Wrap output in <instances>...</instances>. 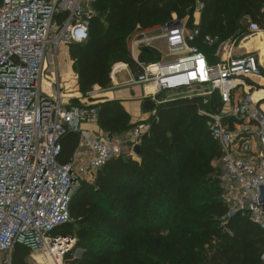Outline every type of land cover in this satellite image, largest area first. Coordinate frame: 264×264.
<instances>
[{
	"label": "built area",
	"instance_id": "obj_1",
	"mask_svg": "<svg viewBox=\"0 0 264 264\" xmlns=\"http://www.w3.org/2000/svg\"><path fill=\"white\" fill-rule=\"evenodd\" d=\"M91 1L0 0V255H7L0 264H11L17 243L31 257L66 264L75 238L57 230L70 221L68 206L79 171L88 168L94 175L110 158L134 154L143 132L136 127L98 136L83 129L82 124L97 122V108L62 104L57 62L55 77H46L50 91L42 89L48 50L55 57L61 43L87 38ZM60 13L64 17L58 22ZM248 30L251 34L261 28L250 21ZM198 34V28H187L186 19L172 13L158 34L135 36L128 49L137 73L127 84L140 85L142 97L156 104L163 101L157 99L163 91L201 97L197 112L221 151L226 216L240 214L264 229L262 202L257 201L258 185L264 188V97L253 98L262 87L254 79L262 76L264 66L258 54L238 51L242 38L219 41L217 35H204L203 43L216 45L210 57L193 44ZM156 39L166 46L165 55L155 61L141 57L147 51H140V45L161 53ZM121 67L129 66L113 64L110 79ZM67 132L78 134V145L70 159L61 162V138ZM80 253L76 249L73 257Z\"/></svg>",
	"mask_w": 264,
	"mask_h": 264
},
{
	"label": "trees",
	"instance_id": "obj_2",
	"mask_svg": "<svg viewBox=\"0 0 264 264\" xmlns=\"http://www.w3.org/2000/svg\"><path fill=\"white\" fill-rule=\"evenodd\" d=\"M90 5L87 38L65 44L83 98L94 85L110 84L115 63H126L135 73L128 38L162 26L172 13L186 17L187 28H198L193 44L209 56L216 45L203 43L204 35L238 41L250 33L246 19L264 31V0H92ZM63 17L56 16L58 22ZM141 57L155 61L159 54ZM157 99H164L162 92ZM71 100L79 103L77 97ZM200 103L197 96L166 99L135 122L118 100L94 104L97 124L109 134L146 128L139 154L110 158L90 180H79L68 206L70 221L57 230L75 238L66 264H264V229L240 214L226 216L221 151L197 112ZM77 142V133L62 135L61 162L69 160ZM76 249L81 253L73 257ZM28 255L24 245L15 244L11 264H28Z\"/></svg>",
	"mask_w": 264,
	"mask_h": 264
},
{
	"label": "crops",
	"instance_id": "obj_3",
	"mask_svg": "<svg viewBox=\"0 0 264 264\" xmlns=\"http://www.w3.org/2000/svg\"><path fill=\"white\" fill-rule=\"evenodd\" d=\"M198 9L199 8H197V11H198ZM198 13H199V11H198ZM250 21L251 20L246 19L247 24ZM158 33H159V31H158ZM158 33H156V34H158ZM261 33L263 34V37L260 35ZM254 34L255 33H251L249 35H246L245 37H242L241 42H240V45H241L240 47H242V48H240V50L238 49V51H241L242 49H246L248 51L254 52L255 54H258L259 59L260 60L262 59L261 63L263 64L264 56L262 54H263L264 50L259 52L260 47L257 45V43H253L254 42L253 40L246 42V40H248L249 38L254 36ZM150 35H155V34H150ZM150 35H146V36H150ZM256 39H260V42L263 44L262 39H264V31L262 29H261V31L258 32V35L254 40H256ZM244 42H246V43H244ZM65 49H66L65 53H66V55L68 57V61H69V68H70L69 70H71L73 72V70L71 68V61H70L69 56H68V50H67L66 45H65ZM160 52L162 54L157 53V54H159L158 58H160L161 56L163 57V55H165V53L167 52V49H166L165 53H163L161 50H160ZM121 73H123L125 76L120 77L119 75H121ZM135 73H137V71ZM135 73H133L129 67L128 68L121 67L120 69L115 70L112 78L110 79V84L107 87H100L98 85H94L92 87L91 91L94 95H91V96L97 98V99L92 100V101H94L96 103L97 101H105V100L115 99V100H118L122 104L124 109L130 114L132 122H135L137 120H143V119L147 118L153 112H148L142 108V102L145 99L142 97V87L138 84H127L128 81H130L131 76H135ZM73 74L75 75V80H76V84H77V75L75 72H73ZM254 80H255V82L259 81V82L263 83L264 78H262V76H259V77H256ZM174 93H182V95L176 96L173 99L187 97V96H185L184 92H182V91L174 92ZM196 96L199 97L198 95H196ZM163 101H165V100H163ZM156 105H158V104H156ZM146 113H147V115H146ZM82 128L88 130L92 135H98L99 136L105 132L104 130H102L99 127L97 122L94 124L93 123L92 124L91 123H84V124H82ZM142 130L144 131V129H142ZM77 145H78V142H77L76 146L74 147L73 152L75 151V148L77 147ZM73 152H72V154H73ZM72 154H71V156H72ZM71 156H69V159Z\"/></svg>",
	"mask_w": 264,
	"mask_h": 264
},
{
	"label": "rangeland",
	"instance_id": "obj_4",
	"mask_svg": "<svg viewBox=\"0 0 264 264\" xmlns=\"http://www.w3.org/2000/svg\"><path fill=\"white\" fill-rule=\"evenodd\" d=\"M186 19V17H185ZM199 21V13L196 9V11L194 12V23L197 24ZM161 29V26H157V27H154V28H150L148 30H143V31H135L127 40V44H129L131 42V40L137 36V35H141V34H144V35H150V34H156L158 33V31ZM258 35V32H256L254 34V36H252L251 38H249L248 40H246V42L250 41V40H253L254 42L253 43H257V45L260 47L259 49V52H261L262 50H264V39H262V42L263 44L260 42V39H256L254 40ZM244 42V43H246ZM252 43V44H253ZM154 44L163 52L165 53L166 51V47L163 43V41L161 39H156L154 41ZM216 50V48H215ZM66 49H65V44L64 43H61L58 47V51L54 57V55L52 54V50L49 49L48 50V53L46 54V57H45V62L47 64V67L43 70V74H42V81H41V85H42V89L45 90V89H49V85H48V82L49 80H47L46 77L49 76V78H54L55 75H54V64L55 62H57V66H58V76H59V82H60V91L62 92L63 94V99H62V104L64 105H69L70 103H72V97H77L79 99V103L80 104H90V105H94L95 102L94 101H91L92 100H95L97 98L93 97V96H89V94L87 95L86 98H83L81 96L80 93H78V89H77V84H76V80H75V75L73 74V72L71 70H69V61H68V57L65 53ZM214 52V51H213ZM212 52V53H213ZM211 53V54H212ZM261 56V55H260ZM262 60V59H261ZM263 66H264V61H263ZM264 70V68H262ZM120 77H124L125 75L123 73H121V75H119ZM262 78H264V75H262ZM254 84L256 85H259V86H262V87H259L260 89L257 90V93L255 95L256 98L258 97H264V81L263 83L259 82V81H256L254 82ZM91 95H94L92 93V91H90ZM185 93V91H183ZM255 94V92H254ZM179 95H182V93H174L173 91H163L162 92V97L164 98L163 100H166V99H173L175 98L176 96H179ZM262 108L264 109V100L262 101ZM147 115V113H146ZM82 126V125H81ZM146 126L144 125H141L139 126V128H142V129H145ZM219 164L221 166V163L219 161ZM80 172V180L81 179H87V180H90L93 176V172L88 169V168H85L84 170L82 171H79ZM91 175V176H90ZM6 253L5 254H1L0 255V259H3V258H6ZM26 261L28 264H41V263H38L37 260H36V256L34 257H31V256H27L26 257Z\"/></svg>",
	"mask_w": 264,
	"mask_h": 264
},
{
	"label": "water",
	"instance_id": "obj_5",
	"mask_svg": "<svg viewBox=\"0 0 264 264\" xmlns=\"http://www.w3.org/2000/svg\"><path fill=\"white\" fill-rule=\"evenodd\" d=\"M191 9H189L190 11ZM139 50L140 51H149L150 49L144 45H140L139 46ZM185 99L188 97H184ZM183 98V99H184ZM142 108L148 112H154L155 109L157 108V105L150 99V98H145L142 102ZM258 108V106H257ZM133 152L135 154H139L140 152V143H137L134 145L133 147ZM259 186V195L257 197V201L258 202H262V210L264 211V188L262 187V185H258Z\"/></svg>",
	"mask_w": 264,
	"mask_h": 264
},
{
	"label": "bare ground",
	"instance_id": "obj_6",
	"mask_svg": "<svg viewBox=\"0 0 264 264\" xmlns=\"http://www.w3.org/2000/svg\"><path fill=\"white\" fill-rule=\"evenodd\" d=\"M261 31V30H260ZM259 32V31H258ZM262 37H263V34L261 33L260 34ZM263 56H264V52H263V54H262ZM260 63H261V60H260ZM262 64V63H261ZM263 65V64H262ZM147 89H151L150 87H148ZM258 89H260V88H257L254 92H255V94L253 93V98L254 99H256L254 96L256 95V93H257V90ZM260 97H258L257 99H259ZM263 106V105H262ZM36 259H37V261L39 262V263H41V264H56L55 262H53V261H48V260H45V259H43L41 256H39V255H36ZM55 261V260H54Z\"/></svg>",
	"mask_w": 264,
	"mask_h": 264
}]
</instances>
